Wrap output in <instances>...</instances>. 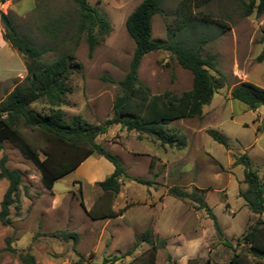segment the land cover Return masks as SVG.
<instances>
[{"label": "rangeland", "instance_id": "1", "mask_svg": "<svg viewBox=\"0 0 264 264\" xmlns=\"http://www.w3.org/2000/svg\"><path fill=\"white\" fill-rule=\"evenodd\" d=\"M88 1L107 15L112 26L111 33L92 55L85 34L76 43L78 8L73 0H38L30 16L10 17L22 35L46 49L43 60L55 59L63 49H74L82 68L72 76L73 92L67 95L68 103L62 109L68 121L79 116L100 124L112 117L114 99L120 92L116 81L129 69L135 43L125 23L142 0ZM183 1L165 0L164 14L153 17L154 39L170 40L167 22L175 20ZM190 1L198 17L212 19L196 34L211 37L204 55H215L218 72L225 76L226 83L204 107L202 118H181L168 125L170 131L185 136L186 146H163L151 136L113 125L97 141L120 158L131 176L151 180L152 184L125 178L120 192L109 200L99 185L102 175L89 180L91 173L104 169L102 161L112 169V163L101 155H92L80 171H72L59 179L53 189H48L41 181L38 166L16 145L5 141L0 159L3 154L8 156L7 165L22 172L23 183L21 207H11L12 223L5 226L0 222V264H24L20 254L25 252L33 254L37 264H102L104 258L112 260L114 256L119 258L113 264H140L150 255V245L141 243L133 247L148 227L160 245L157 264H229L235 250L246 252L248 247L242 240L258 215L252 213L240 196V191L246 188L242 182L245 168L234 161L236 156L247 153L251 167L264 175V107L249 109L231 97V89L244 81L264 87V61H257L264 50V14L245 16L239 0ZM28 4L31 0L23 1L22 7ZM59 16H65L68 23L55 40L41 27L50 18ZM20 66L17 55H0L3 75ZM139 76L153 93L170 90L180 94L193 85L192 72L184 69L167 50L144 56ZM19 80L23 79L0 82V102ZM33 107L48 111V106L40 101ZM25 131L30 134V130ZM211 133L222 136L228 148ZM35 140L43 143L38 135ZM40 156L45 158L42 152ZM8 184L6 179L0 180V203ZM174 185L204 195L221 224V237L212 219L204 209L197 208V203L168 192ZM23 186L28 187V193ZM107 207L126 210L117 217L98 220L87 213ZM64 231L77 233L78 240L66 239ZM7 238H11L15 252L6 250Z\"/></svg>", "mask_w": 264, "mask_h": 264}, {"label": "trees", "instance_id": "2", "mask_svg": "<svg viewBox=\"0 0 264 264\" xmlns=\"http://www.w3.org/2000/svg\"><path fill=\"white\" fill-rule=\"evenodd\" d=\"M4 1L0 0V4ZM73 1L78 8L76 43H79L82 35L85 34L89 54L92 55L95 48L111 33V23L107 15L88 0ZM164 2L165 0H142L127 17L125 24L135 43L134 53L125 76L116 81L120 86V92L114 99L113 115L100 124H92L79 116L68 121L62 109V106L68 103L67 95L73 92L72 76L82 68V63L77 60L74 49H63L55 59L45 61L43 56L46 49L37 46L22 35L10 15H6L10 28L5 25L4 37L13 48L27 57L29 62L26 78L16 84L0 102V148L7 140L16 145L38 166L41 171V181L46 188L53 189L59 179L77 169L94 154L101 155L114 166L113 172L99 182L104 195L109 200L120 192L125 178L151 185V180L131 176L120 158L99 143L97 138L106 134L113 125L119 124L128 131L153 137L160 145L185 147V136L170 131L168 125L181 118H202L204 107L209 105L215 93L225 86V76L218 72L215 55H204V47L211 37L204 33L199 36L196 34V30L210 23L212 19L209 16L198 17L193 11L190 0L181 2L176 10L175 20L167 22L170 40L154 39L153 17L158 13L164 14ZM239 2L245 16L255 13L260 17L264 14V0H239ZM1 13L3 12L0 9V16ZM67 23L65 16H59L50 18V21L41 28L57 40ZM157 50L170 51L184 69L192 72L193 85L190 89L180 94L170 90L153 93L151 87L140 79L139 67L142 59ZM257 61H264V50L258 55ZM212 70L217 71L219 75H215ZM231 97L244 103L251 110L264 107V87L250 81L235 85L231 89ZM39 101L48 106L47 112H41L33 107V104ZM25 128L30 130V134ZM37 135L43 139L42 144L35 140ZM210 135L228 148V143L222 136L216 133ZM40 152L45 158H41ZM7 162L8 156L3 154L0 159V180L6 179L9 182L0 203V222L5 226L12 223L11 207L13 205L17 209L21 207L20 191L23 183L22 172L10 168ZM234 163L245 168L242 182L246 184V188L240 191V196L258 218L244 234L242 243L248 247L246 252L235 250L229 264H264L262 216L264 175L260 176L258 170L251 167L247 153L236 156ZM23 188L25 193H28V187L23 186ZM168 192L179 199H189L197 203V208L204 209L212 219L217 235L220 237L223 235L218 217L202 193L189 192L177 185L171 186ZM81 205L86 209L83 201ZM125 210L117 211L107 207L97 212L87 210V213L92 219L98 220L117 217ZM62 234L66 239L78 240V234L75 232L64 231ZM10 242L11 238H7L6 250L15 252ZM141 243L150 245V255L140 264H157L160 245L156 242L151 227L146 228L142 235L137 237L133 249ZM118 258V256H114V260L104 258L102 264L108 262L113 264ZM20 259L24 264H37L35 256L30 252L21 253Z\"/></svg>", "mask_w": 264, "mask_h": 264}, {"label": "crops", "instance_id": "3", "mask_svg": "<svg viewBox=\"0 0 264 264\" xmlns=\"http://www.w3.org/2000/svg\"><path fill=\"white\" fill-rule=\"evenodd\" d=\"M23 1H27V0H5L4 2H2L0 4V9L6 15L9 14L10 16H19V17L20 16H30L31 13L34 12L35 9L37 8L38 0H31V4H28V6H26V7H22ZM4 33H5V24L2 20H0V55L1 54L3 55L5 53L11 54L12 56L17 55V57H19V59L21 60V66L19 69L6 72V74H4V75H3V72H1V70H0V82H4L7 80H18V78L24 80L26 78V76L28 75L27 64H28L29 60L27 57L20 54L15 48H13V46L4 37ZM22 81L19 80L16 84H19ZM91 157L92 156H90L89 158H91ZM89 158H87V159H89ZM82 164L79 165V167L77 169H75L74 171H76V172L80 171L79 169L81 168ZM102 164H103V168H104L102 171H104L103 172L104 174H102L101 169H100V171L96 170L95 173H91L89 175V177H91V178H89V180H91V181L95 180L96 177H98L99 175H102L101 177H103V178L101 180H99V181H102L113 172L114 166H112V169H109L103 163V161H102Z\"/></svg>", "mask_w": 264, "mask_h": 264}, {"label": "water", "instance_id": "4", "mask_svg": "<svg viewBox=\"0 0 264 264\" xmlns=\"http://www.w3.org/2000/svg\"><path fill=\"white\" fill-rule=\"evenodd\" d=\"M0 19L4 22V24L6 26H8L10 28V22H9V20H8L6 14L4 12L1 13Z\"/></svg>", "mask_w": 264, "mask_h": 264}]
</instances>
